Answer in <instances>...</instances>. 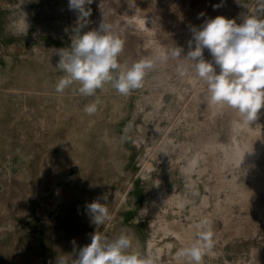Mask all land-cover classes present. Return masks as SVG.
<instances>
[{"label":"rangeland","instance_id":"374dc122","mask_svg":"<svg viewBox=\"0 0 264 264\" xmlns=\"http://www.w3.org/2000/svg\"><path fill=\"white\" fill-rule=\"evenodd\" d=\"M103 2L93 0L88 6L92 23L82 32L90 25L98 28L103 18L115 23L126 42L119 58L123 66L137 61L138 54L148 55L125 18L140 9L157 6L168 14L180 13V32L169 28L166 42L191 37L192 26L216 16L240 24L256 4L108 0V12L96 20ZM64 3L0 0V264H56L63 255L75 259L74 248L89 244L97 230L115 237L125 229L139 251L157 253L159 264H177V250L189 242L194 224L203 217L213 221L215 233V247L204 264H264V108L252 125L245 123L262 145L250 150L251 158L232 165L223 142L229 124L241 118L227 107H221L214 127L193 116L192 94L207 90L194 75L181 77L175 71L166 84L158 83L153 69L129 96L106 85L96 97L84 98L78 84L58 94L55 86L64 73L55 68L56 50L71 45L77 21V13ZM146 15L159 23L166 16L155 8ZM204 57L211 60L207 49ZM188 76L194 84L181 95ZM93 101L99 102L98 110L88 116L83 106ZM70 136L81 150L70 151ZM191 183L198 196L186 187ZM103 196L112 220L97 229L86 204Z\"/></svg>","mask_w":264,"mask_h":264},{"label":"clouds","instance_id":"9594fccd","mask_svg":"<svg viewBox=\"0 0 264 264\" xmlns=\"http://www.w3.org/2000/svg\"><path fill=\"white\" fill-rule=\"evenodd\" d=\"M92 3L93 0H69V10L77 13L75 39L69 47L56 50L59 61L55 68L64 73L55 86L58 94L78 84L77 91L84 98L96 97L106 85L119 95L129 96L143 86L145 77L157 64L172 58L178 61L179 76L191 74L206 85L211 105L230 108L248 125L259 119L264 108V0H256L255 12L245 16L240 24L216 16L206 19L200 27L192 26L186 56H181L183 48L174 46L167 54L157 52L128 66L119 61L126 42L115 23L103 18L98 28L82 32L90 23L92 9L88 6ZM205 49L211 60L205 59ZM98 103L85 104L83 112L94 115ZM130 128L131 125L125 127L122 139L127 138ZM186 187L192 196L199 195L195 183ZM86 211L97 229L112 220L107 196L86 204ZM72 243L75 245L74 240ZM214 247L213 221L203 217L194 224L189 242L177 250L175 260L177 264H204V257ZM74 253L75 259L71 255L59 256L56 264H159V255L139 251L126 229L115 237L97 230L91 235V242L78 251L74 248Z\"/></svg>","mask_w":264,"mask_h":264},{"label":"bare ground","instance_id":"6f19581e","mask_svg":"<svg viewBox=\"0 0 264 264\" xmlns=\"http://www.w3.org/2000/svg\"><path fill=\"white\" fill-rule=\"evenodd\" d=\"M107 1L108 0H105V2L100 3L97 6V9L95 12V19L96 18L98 19L99 17H102V18L105 17V14L108 12L107 11V3H106ZM68 4H69V0H65L64 5L66 6V8L68 7ZM61 5L63 6L62 8H64V5L63 4H61ZM152 8L153 9L155 8V10H157V9L161 10V12L163 14H166L164 22L163 21L161 23L156 22L155 18L153 20V18L146 15V11L151 10ZM156 15H158V14H156ZM179 15H180V13L178 11H174V12L168 14L166 10L160 9V7L155 6V7H148V8L140 9L139 12L135 13L132 16H125V18L130 20L129 23L132 24L135 32L143 40L140 49L148 50V55L138 54L137 60H139L143 57L153 56L157 52H164V48L167 45H171L169 47V49L173 48L174 46L183 48L184 51L182 52L181 56L182 57L186 56V54L188 52V41L191 38L190 36H185V38H183V39L181 37H178L175 39V41L172 40V38H171V39L167 40L166 42H162L164 35L167 33L169 28L173 27L172 31L180 32V28L178 26V24L180 22L178 20ZM23 22H24V19H21L19 21V25H22ZM90 23H92V22H90ZM92 29H95V28L93 25H90L89 30H92ZM153 34H155V36H153ZM166 54H167V52H166ZM176 61L177 60H175V59L169 58L166 62H162V63L157 64V66L154 69H155V74H156L158 83H165V82L169 81L171 75L174 74V72L176 71V68H175ZM193 84H194V78L191 76H188L180 88V94L184 95V94L190 92ZM189 109H190L193 116L200 115L202 120H203V124L210 126V127L215 126L218 115L222 111L221 106H213L208 102V92H207V90H203V89H200L197 93L192 94V101L190 103ZM83 121H84V119H83ZM75 134H76L75 132H72L71 136H73ZM71 136H70V142L68 143V148H70V151L74 150V152H75V150H77V151L81 150L78 146L79 145L78 142L74 141ZM236 136H237V138H235ZM238 136H240L244 141L240 142ZM68 139H69V137H68ZM262 142L263 141L257 135L256 131L252 130L251 128L246 127V124L243 121L234 120L229 124V130L226 134V139L223 143L225 145L224 150L227 154L228 161L232 162V165H234V164H241L243 162V160L246 158H251L252 156H250V150L258 149L262 145ZM83 143H84V140H83ZM62 147H63V145H62ZM62 149L64 150V148H62ZM75 159H76V157H75ZM149 167H150V165H148L147 168H149ZM186 173H187V171H186ZM187 180H188V178H187ZM210 186H211V184H210ZM158 199L160 200V197ZM148 200H149V198H148ZM161 200H163V199H161ZM215 206H217V204ZM218 209H220V208H218Z\"/></svg>","mask_w":264,"mask_h":264}]
</instances>
